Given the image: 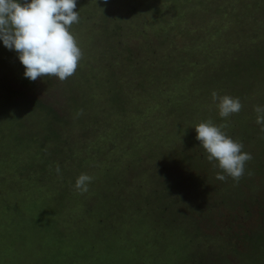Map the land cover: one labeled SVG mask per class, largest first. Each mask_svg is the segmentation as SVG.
<instances>
[{
    "label": "rangeland",
    "instance_id": "rangeland-1",
    "mask_svg": "<svg viewBox=\"0 0 264 264\" xmlns=\"http://www.w3.org/2000/svg\"><path fill=\"white\" fill-rule=\"evenodd\" d=\"M76 3L80 19L70 31L83 44L79 47L85 48L86 59L80 63L86 74L99 77L114 69L128 93L126 101L122 95L121 101L113 100L120 102L116 110L125 112L116 113L107 106L103 115L111 124V136L116 124H122L117 130L121 135L102 139L108 148L98 166H114L97 189L91 187L96 192L90 195L91 201L82 198L85 195L74 198L69 181L67 192H45L46 187L57 189L63 182L54 186L50 178L42 176L36 185H29L27 195L11 191L17 198L8 205L12 197L4 195L2 190L8 186L2 184L0 264H188L184 257L196 248L185 243L184 236L196 233L189 215L199 216L194 205L200 194L191 192V187L200 189L194 174L216 188L223 182L240 186L246 195L241 200L232 196V200L239 205L255 194V205H261L257 209L264 210V131L256 123L254 111L255 106L264 107V0ZM124 62L134 66L127 68ZM24 71L16 51L0 40V79L24 90L30 98L36 96L60 112L70 113L72 92L63 91L66 85L52 76L37 78L36 85L24 83L20 79L25 77ZM57 86L61 88L56 90ZM103 91L93 93L96 105L105 103L107 93ZM213 91L239 98L240 112L221 117ZM0 94L1 176L8 167H17L16 149L21 150L22 145L17 134L24 133L27 141L41 112H27L22 99L13 102L10 91ZM208 120L216 126L226 124L222 131L241 142L242 151L252 156L238 182L231 177L216 179L219 171L209 178L218 162L213 166L215 160L207 159L195 130ZM95 159L93 154L92 161ZM15 178L11 184L19 186ZM45 195L52 197L44 199ZM75 206L79 210L70 213ZM214 211L218 225L209 226L208 231L215 228L226 241H238L237 233L242 235L239 225L244 224L233 216L238 211L219 204ZM259 216L256 211L248 218L247 227L261 223ZM229 256L239 264L248 263L245 257ZM203 264L227 262L204 258Z\"/></svg>",
    "mask_w": 264,
    "mask_h": 264
},
{
    "label": "trees",
    "instance_id": "trees-1",
    "mask_svg": "<svg viewBox=\"0 0 264 264\" xmlns=\"http://www.w3.org/2000/svg\"><path fill=\"white\" fill-rule=\"evenodd\" d=\"M180 7L178 6V8ZM80 45L83 44L80 43L78 46ZM81 51L83 55L78 63L75 74L65 81L58 80L59 84L66 85V88H62L65 93L72 92L70 97L71 101L67 108L68 110H71L69 114L63 113L64 111L60 112L53 106V104L44 102L41 99L36 98V96L30 98L24 90L14 89L9 83L6 84V81L0 79V92H2L3 96L10 91L13 102L15 103L22 99L23 103L26 105L27 112L30 113L31 111H34V113H38L39 115L41 112L39 120L30 130V137L27 141L26 137H23L24 133L17 134V138L22 144L21 150L18 148L16 149L18 151L15 156L16 161L18 160L17 167L13 165L8 167L9 169L7 168L5 173L0 176V186L2 184L8 186L6 189L2 190L3 192L6 191L4 195L12 197V199H10L11 202H9L8 205L13 203L15 198H17L11 191L16 193L21 192V194L27 195L29 194V185H31V187L36 185L39 182V179L37 178L40 177L41 179L42 176L50 178L51 182L55 184L54 186H58L63 182L62 186L57 189L53 188L50 190L49 187H46L45 192H50V194L53 190L67 192L66 187L68 183L71 182L69 186L74 198L77 197V194H79V196L85 195L82 198H88L86 201H91L93 194L96 195L95 191L90 190L91 187L96 185L97 189L101 180H105L103 176L114 166V164L106 165L105 167L98 166V161H101L102 156L103 159L105 158L108 148V145H106L102 139L111 140L117 133L120 135L122 133L117 132L118 128L122 125L120 123L116 124L118 126L117 128H113L112 132H114V134H112V136L108 133L111 132V124L109 125L108 120L106 121L105 112L107 111V106L111 107V111H115L117 108L116 104L119 106L120 102H114L113 100L121 101L120 96L122 95L123 100L126 101L128 93L126 92L125 85H121L120 79L117 77L118 74L114 69L113 72L110 71L99 77L97 75H87L86 69L82 67L84 63H80L86 59L85 48H82ZM130 57L128 58L129 61H131ZM112 63L113 61L111 64ZM124 65L127 68L134 66L131 64L128 66L125 62ZM140 69H143V67H138L139 71H141ZM77 78L79 79L77 80ZM20 79L21 81H24V83L32 85L37 84V80L31 81L26 77ZM104 86L108 89L105 90ZM140 86L144 88L145 84L140 82ZM58 88H61V86H57L56 90H58ZM73 88H76V91ZM145 89L148 91L147 88ZM101 90L105 91L102 92L103 94L107 93L105 103L103 101L102 104L96 105L93 93H101ZM87 91H90V94H88ZM88 103H90V107L87 105ZM136 106L138 105L136 104ZM98 108L101 110H98ZM96 110L98 111L95 113L94 111ZM123 112H125V109L123 111H119V109L116 110V113ZM88 113L92 114L93 117ZM71 114H73L72 117H70ZM31 115L32 114H29V116ZM18 135L21 136V138ZM93 154H95L96 159L92 161ZM215 163L216 161L213 166L216 165ZM57 166H59L60 169L59 173L56 171ZM216 168H219L218 165ZM216 168L211 170V176L209 175V178L213 177V173L215 175L217 171L226 175L220 168L219 170ZM82 173L91 176L92 180L87 185L88 191L81 194L76 189L75 182ZM18 175L21 177L19 178ZM7 177H10V179L5 181V178ZM14 177H16L14 183L19 186L11 184L13 183ZM67 177L69 178L66 179ZM194 177L193 180L197 182L200 189L191 187V192L195 191L200 194V199L195 203L196 205H194L197 209L195 212L197 211L196 214L199 216L188 214L191 219L189 222L190 226L191 228H196V230L193 231L196 233L185 235L184 240L185 243L191 244L194 249H196L195 251H191L187 257H184V262L186 261L188 264H195L201 260L199 264H203L204 258L212 261H214L215 258H223L227 264H239L236 261H231L229 258V255L236 254L237 256L245 257L246 261L244 262H248L247 264H264V210L257 209V207L261 205L259 202V205H255L256 201H258L257 197L255 198V194L251 197L249 196L248 202H242L238 205L235 200H232V196H236L237 199L241 200L243 196L246 195L245 193L242 195L240 186H231V183L223 182L220 187L217 185L218 187L216 188L213 187L216 186V184L211 185V183L205 182L200 175L194 174ZM228 179L229 176L226 175L225 180ZM64 182L66 186H64ZM207 186H209V189ZM201 188L203 189L201 190ZM49 195H45L48 197L44 196V199L52 197H49ZM259 197H261V195ZM64 199L65 198H62L61 200ZM46 201L47 204L51 203L49 200ZM218 204L222 206L225 205L230 209H236L239 216H233L238 220L242 219V221H244V224L239 225L241 227L240 230L242 235L237 233V237L239 238L238 241H226V238L215 229L217 228L218 220L214 217L216 216L214 210ZM238 206H240V208ZM79 208L80 207L75 206V208L69 209L68 211L72 213L73 211L75 212L79 210ZM180 208L181 210L184 209L183 206H180ZM206 208H208L207 211ZM256 211H258V215L261 214V216H259L261 223L256 221L254 226L251 225L247 227L246 220L248 218L251 219ZM211 225H215L212 232L207 229L209 226L213 227ZM198 252H200L201 255H198ZM249 259H252V262L248 261Z\"/></svg>",
    "mask_w": 264,
    "mask_h": 264
},
{
    "label": "clouds",
    "instance_id": "clouds-1",
    "mask_svg": "<svg viewBox=\"0 0 264 264\" xmlns=\"http://www.w3.org/2000/svg\"><path fill=\"white\" fill-rule=\"evenodd\" d=\"M76 7V0H24L23 3L0 0V40L6 48L16 51L26 78L35 81L52 76L65 81L75 74L83 55L70 31L80 19ZM212 99L224 118L239 113L242 108L239 98L219 96L213 91ZM254 111L256 123L262 125L264 131V107L255 106ZM226 126H216L211 120L202 121L195 126L196 139L206 150L207 159L217 161L223 173L238 182L252 156L242 151L241 142L222 131ZM56 171L60 172L59 166ZM226 175L218 172L216 179L224 181ZM91 180V176L80 174L75 182L76 189L81 194L87 192Z\"/></svg>",
    "mask_w": 264,
    "mask_h": 264
}]
</instances>
